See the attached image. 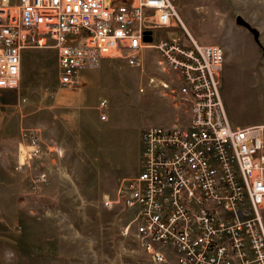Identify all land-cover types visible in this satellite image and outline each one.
I'll list each match as a JSON object with an SVG mask.
<instances>
[{"label":"built area","instance_id":"1","mask_svg":"<svg viewBox=\"0 0 264 264\" xmlns=\"http://www.w3.org/2000/svg\"><path fill=\"white\" fill-rule=\"evenodd\" d=\"M27 48L56 51L61 87L78 85L80 72L104 57L139 66L142 53L154 51L176 74L172 97L186 124L177 118L142 130L138 174L115 200L130 211L121 233L150 264H264V124L230 121L219 91L223 49L198 44L174 0H0V89L18 86ZM61 154L33 129L22 131L18 166L34 172L35 186Z\"/></svg>","mask_w":264,"mask_h":264},{"label":"rangeland","instance_id":"2","mask_svg":"<svg viewBox=\"0 0 264 264\" xmlns=\"http://www.w3.org/2000/svg\"><path fill=\"white\" fill-rule=\"evenodd\" d=\"M263 1L174 0L198 44H217L236 57L239 77L227 90L222 73L221 95L227 90L226 109L238 125L264 124V63L255 39V29L264 27ZM172 32L184 37L179 27ZM158 61L149 49L139 66L104 57L98 74L82 71L84 86L77 91L79 85H59L54 49L22 51L18 86L0 89V264H150L136 241L121 233L130 211L115 200L138 174L141 130L177 118L186 124L184 108L172 97L176 74ZM53 93L56 102L74 104V111L55 113ZM101 98L107 106L96 108ZM26 129L62 148L59 158L48 160L54 169L48 181L36 186L34 172L18 166ZM104 194L113 200L110 206L103 205Z\"/></svg>","mask_w":264,"mask_h":264},{"label":"crops","instance_id":"3","mask_svg":"<svg viewBox=\"0 0 264 264\" xmlns=\"http://www.w3.org/2000/svg\"><path fill=\"white\" fill-rule=\"evenodd\" d=\"M263 3H264V1H263ZM255 30H256L255 31V35H256V38H255L256 39V52L260 53V55H259L260 59L264 63V27L261 29V31L259 29H257V28ZM223 53H224V61H223V66H222L220 75H219V91H220V94H221V77H222V73L225 72L224 78L228 80V84H227L228 88H227V90L234 85L235 81L237 80L236 78L239 77V74H237L236 69H235L236 68V66H235L236 65V59H235L236 57L234 55H232V54L227 56V53H225L224 49H223ZM85 70H87V71L88 70H94L95 73L97 72L96 74H98V72H99L98 66H96L95 68H92V69H83L82 71H85ZM82 71L80 72V78H79V84H78L79 87L75 88L74 90L78 91V90L82 89V87L84 86V83L82 82ZM262 75H264V66H262ZM227 90H226L225 94L223 95L224 98H222V95H221V98H222V101H223V104H224L226 112H227L226 105H229V103L227 102L228 101V99H227V97H228ZM52 97L54 98V105L56 106L55 113L56 112L60 113V111H62L60 109H62V108H70L71 111H74V109H75L74 108V104H72L70 102H56L55 93L52 94ZM232 97L233 96L230 95V98H232ZM106 106H107V99L106 98H101L98 101V103L96 105V108H99V107H104L105 108ZM227 114H228V112H227ZM228 117H229V115H228ZM229 119H230V117H229ZM83 121L88 123L87 120H83ZM230 121H231V119H230ZM235 125H238V124H235ZM245 125H253V124H245ZM142 130L140 132V141H141ZM139 156H140V152H139ZM139 161H140V157H139ZM139 164H140V162H139ZM261 213H262V218H263V222H264V206H263V208L261 210Z\"/></svg>","mask_w":264,"mask_h":264},{"label":"water","instance_id":"4","mask_svg":"<svg viewBox=\"0 0 264 264\" xmlns=\"http://www.w3.org/2000/svg\"><path fill=\"white\" fill-rule=\"evenodd\" d=\"M145 40H149V37L146 36V37H145Z\"/></svg>","mask_w":264,"mask_h":264},{"label":"bare ground","instance_id":"5","mask_svg":"<svg viewBox=\"0 0 264 264\" xmlns=\"http://www.w3.org/2000/svg\"><path fill=\"white\" fill-rule=\"evenodd\" d=\"M185 28V30L188 32V30L186 29V27H184Z\"/></svg>","mask_w":264,"mask_h":264}]
</instances>
